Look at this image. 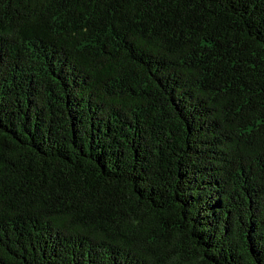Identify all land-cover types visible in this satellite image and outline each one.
<instances>
[{
    "label": "trees",
    "instance_id": "1",
    "mask_svg": "<svg viewBox=\"0 0 264 264\" xmlns=\"http://www.w3.org/2000/svg\"><path fill=\"white\" fill-rule=\"evenodd\" d=\"M0 264H264V0H0Z\"/></svg>",
    "mask_w": 264,
    "mask_h": 264
}]
</instances>
